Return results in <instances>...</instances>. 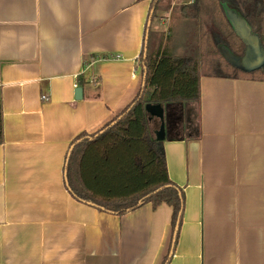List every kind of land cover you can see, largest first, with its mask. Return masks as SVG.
I'll return each mask as SVG.
<instances>
[{
  "label": "crops",
  "instance_id": "crops-1",
  "mask_svg": "<svg viewBox=\"0 0 264 264\" xmlns=\"http://www.w3.org/2000/svg\"><path fill=\"white\" fill-rule=\"evenodd\" d=\"M152 1L0 0V264H264V76L256 71L201 75L182 120L178 106L169 110L162 146L182 198L174 239L177 219L172 227L165 204L118 215L68 188L72 141L137 96L145 36L154 52L171 26L172 55L199 51L195 23L178 11L194 0H171L166 12L152 11ZM146 119L155 137L159 119Z\"/></svg>",
  "mask_w": 264,
  "mask_h": 264
},
{
  "label": "trees",
  "instance_id": "trees-1",
  "mask_svg": "<svg viewBox=\"0 0 264 264\" xmlns=\"http://www.w3.org/2000/svg\"><path fill=\"white\" fill-rule=\"evenodd\" d=\"M154 3H151L152 11L156 10L155 0ZM226 10L244 20L264 50V0H194L190 5L180 6L181 17L196 25L199 51L172 55L171 26L156 51H149L147 40L145 52L142 48L139 55L144 86L135 99L100 130L91 135L80 134L72 141L66 179L75 199L118 215L144 203H150L152 208L165 204L172 208L171 225L174 226L181 210V191L168 178L163 141L150 134L146 107L197 102L201 75L247 76L231 67L219 51L224 47L236 56L243 51V44L234 33ZM255 73L264 76V66ZM73 171L77 184L71 180Z\"/></svg>",
  "mask_w": 264,
  "mask_h": 264
},
{
  "label": "water",
  "instance_id": "water-1",
  "mask_svg": "<svg viewBox=\"0 0 264 264\" xmlns=\"http://www.w3.org/2000/svg\"><path fill=\"white\" fill-rule=\"evenodd\" d=\"M226 15L232 26L234 33L243 44V51L241 55L236 56L232 54L228 49L224 47H220L219 51L221 56L231 67L243 73H251L261 70L264 66V50L260 45L257 36L254 33H252L248 29V27L240 20V18L237 17L235 14H233L230 10H226ZM146 42H147V35L145 36V42H144L145 46H146ZM145 46H144V52H145ZM143 86H144V78L142 80L141 87ZM174 106H178L180 109L179 120L181 121L182 104L180 103H170L164 105L163 107L162 105L146 107L147 113L151 114L152 116H156L159 119L160 122L159 129L155 131V139L158 141H164V139L166 138L165 137L166 134L169 132V130L167 132V129L169 127L168 125L169 110ZM120 117L121 116H119L117 120L120 119ZM164 119L166 120V122L164 121ZM114 123L115 121L112 122L110 125ZM102 132L103 130L98 132V134H101ZM179 218H180V212L177 216V221L173 232V239L174 236L176 235Z\"/></svg>",
  "mask_w": 264,
  "mask_h": 264
},
{
  "label": "rangeland",
  "instance_id": "rangeland-1",
  "mask_svg": "<svg viewBox=\"0 0 264 264\" xmlns=\"http://www.w3.org/2000/svg\"><path fill=\"white\" fill-rule=\"evenodd\" d=\"M156 5L159 6L161 8V11H168L171 0H156ZM233 14H235L233 11H231ZM236 15V14H235ZM237 17L240 18V20L246 25V23L244 22V20L237 14ZM247 26V25H246ZM191 53V52H189Z\"/></svg>",
  "mask_w": 264,
  "mask_h": 264
},
{
  "label": "built area",
  "instance_id": "built-area-1",
  "mask_svg": "<svg viewBox=\"0 0 264 264\" xmlns=\"http://www.w3.org/2000/svg\"><path fill=\"white\" fill-rule=\"evenodd\" d=\"M91 82H93V80H91ZM76 86V85H75ZM45 99V98H44Z\"/></svg>",
  "mask_w": 264,
  "mask_h": 264
}]
</instances>
